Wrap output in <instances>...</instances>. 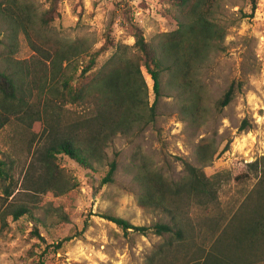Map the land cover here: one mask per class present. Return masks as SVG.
Wrapping results in <instances>:
<instances>
[{
    "label": "rangeland",
    "instance_id": "1",
    "mask_svg": "<svg viewBox=\"0 0 264 264\" xmlns=\"http://www.w3.org/2000/svg\"><path fill=\"white\" fill-rule=\"evenodd\" d=\"M52 2L0 0V68L13 60H30L36 54L35 45L49 52L58 49L60 54L76 45L77 56L63 62L72 70L87 62V54L101 48L107 34L132 47V24L140 26L152 43H161L163 34L178 29L179 11L167 0H62L53 20L43 26L40 19ZM207 19L211 33L194 73L196 86L203 88L198 124L183 114L178 89L170 81L171 73L165 72L154 124L115 136L105 149L106 159L92 168L58 155L56 187L34 197L23 193V188L33 187L40 170L31 165L56 137L50 134L47 118L31 128L13 122L0 131V159L13 161L12 182L0 183V264H145L164 237L126 232L102 215L121 217L136 226L169 222L168 214L145 200L148 195L139 178L154 174L164 182L179 183L187 177L185 162L207 173H225L229 179L218 195L220 207L229 214L240 205L256 179L241 182L235 177L264 155V0H257L254 13L251 0H217ZM111 54L98 57V69ZM52 63L47 61L48 75L42 77V89L34 92V96L39 92L42 105L60 80L51 73ZM13 67L18 69L15 63ZM143 74L147 95L144 89L142 101L152 105L153 81L144 69ZM20 76L26 84L30 81ZM233 82L238 87L235 98L218 110L217 101ZM84 113L79 106L66 105L61 123H73ZM245 119L251 127L241 132ZM206 147L209 157L205 161ZM115 158L114 182L102 184L107 164ZM6 186L30 206L33 216L14 219L8 214L3 206ZM202 216V210L189 206L181 218L187 229L198 231ZM35 227L48 246L41 244Z\"/></svg>",
    "mask_w": 264,
    "mask_h": 264
},
{
    "label": "trees",
    "instance_id": "2",
    "mask_svg": "<svg viewBox=\"0 0 264 264\" xmlns=\"http://www.w3.org/2000/svg\"><path fill=\"white\" fill-rule=\"evenodd\" d=\"M61 1L53 0L51 7L44 12L40 19L43 26L53 20ZM167 1L179 11L178 29L163 34L161 43L148 42L142 28L132 24L130 28L135 39L132 47L116 42L107 34L101 48L87 54V62L74 66L72 70L69 64L64 67L63 62L69 63L77 56L79 48H75L76 45H71L64 54H60L58 49L49 52L35 45L36 54L30 60H13L9 66L0 68V131L13 122L31 128L47 118L50 134L61 136L60 139L53 137L31 165L40 173L32 188L31 185L23 188L27 196L34 197L56 187L58 155H64L85 168H92L95 162L101 163L106 159L105 149L115 136L130 134L139 125H142V130L154 124L165 72L171 73L170 81L178 89L183 114L189 117L192 124L200 122L203 88L196 86L195 65L207 49L211 33L207 16L217 0ZM256 8L257 0H251L253 13ZM108 51L112 52L111 56L98 69V57ZM51 60V73L58 74L60 80L51 87L50 95L42 105L39 92L35 96L34 92L42 89L40 83L42 77L48 75L47 61ZM14 63L17 70L13 67ZM143 69L153 81L155 98L152 105L142 101L144 89L147 95ZM21 74L30 78L27 84L22 81ZM237 90L233 82L217 101L218 110L233 101ZM66 105L79 106L85 113L75 122L63 125L61 119ZM250 127V122L245 119L239 130L246 131ZM203 156L205 161L209 157L207 147L203 149ZM12 162L0 159L1 184L12 182ZM107 166L102 184L114 182L117 159ZM185 169L186 179L175 184L164 182L154 174H141L139 178L148 195L145 200L168 214L169 222L136 226L121 217L107 214L102 217L126 232L131 230L141 235L153 233L164 237V241L146 257L145 264H264V155L248 163L246 172L235 177L236 181L255 178L256 182L240 205L229 214L221 209L218 200L223 183L229 179L227 175L207 173L188 162H185ZM14 192L10 186L4 187L7 204L3 206L9 209L8 214L14 219L27 214L33 216L30 206L21 203ZM189 206L202 210L198 231L183 225L181 216ZM34 231L41 244L48 246L39 229L35 227Z\"/></svg>",
    "mask_w": 264,
    "mask_h": 264
}]
</instances>
